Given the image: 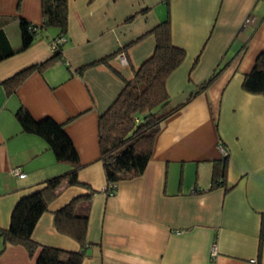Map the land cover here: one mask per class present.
I'll return each instance as SVG.
<instances>
[{
  "label": "crops",
  "instance_id": "obj_1",
  "mask_svg": "<svg viewBox=\"0 0 264 264\" xmlns=\"http://www.w3.org/2000/svg\"><path fill=\"white\" fill-rule=\"evenodd\" d=\"M167 11L172 42L186 52L167 80L172 105L218 74L162 122L143 174L108 196L98 118L132 72L116 58L78 70L128 45L138 67L155 46L153 35H143ZM22 19L41 25L40 0H0V31L13 50L21 46ZM57 33L47 28L31 47L0 61V81L49 58ZM64 39L61 61L32 71L12 94L0 86V229L9 227L21 197L68 168L41 138L22 132L15 113L24 109L35 121L63 124L82 164L78 181L97 191L82 201L89 203V220L81 264H264V96L241 87L264 51V0H170L168 6L164 0H68ZM219 145L229 154V191L209 189ZM15 167L26 176H14ZM86 194L81 186L64 188L39 217L32 239L77 251L78 243L56 230L53 213ZM38 253L6 246L0 264H35Z\"/></svg>",
  "mask_w": 264,
  "mask_h": 264
},
{
  "label": "trees",
  "instance_id": "obj_2",
  "mask_svg": "<svg viewBox=\"0 0 264 264\" xmlns=\"http://www.w3.org/2000/svg\"><path fill=\"white\" fill-rule=\"evenodd\" d=\"M169 2L170 0H164L167 6ZM40 7L43 17L40 26L20 20L21 46L18 50L11 48L5 34L0 31V61L31 47L47 28H54L58 32L53 41L64 38L68 25V0H40ZM147 35H153L155 38L154 50L138 67L131 65L127 54L130 47L128 45L78 70L80 72L88 66L108 64L111 59L123 53L132 72L129 80L124 79V87L114 102L98 118L99 157L106 180L103 192L108 196L115 193L120 182L133 180L143 174L162 122L179 111L194 95L208 87L218 74L214 72L208 80L197 86V92L187 101L172 105L167 91V80L182 64L186 52L172 42L169 11L164 19L143 36ZM62 44L56 45L49 58L0 81V86L7 94L14 93L32 71L41 72L62 60ZM196 60L197 58L193 65ZM241 87L249 94L264 96V51L257 55L252 69L244 76ZM15 118L23 133L41 138L55 160L68 165V168L63 173L46 179L41 188L17 201L11 212L9 227L0 229L3 241L0 253L6 246L19 245L24 247L30 256L36 251L39 252L35 264H81L88 245L89 220V203L83 204L82 201H88L97 191L78 181V172L82 164L63 124L50 118L35 121L24 109H19L15 113ZM228 160L227 151L226 155H220L213 162L209 189L217 187H223L225 191L231 189L226 180ZM69 186H81L87 190V194L71 199L55 211L54 225L59 233L76 241L79 249L67 251L35 242L32 239V232L39 217L47 211L48 205L60 192Z\"/></svg>",
  "mask_w": 264,
  "mask_h": 264
},
{
  "label": "built area",
  "instance_id": "obj_3",
  "mask_svg": "<svg viewBox=\"0 0 264 264\" xmlns=\"http://www.w3.org/2000/svg\"><path fill=\"white\" fill-rule=\"evenodd\" d=\"M65 39L63 37H61L60 39L56 40V41H53L52 42V49H55L56 45L57 44H62L64 43ZM116 59H118V61L122 64V65H126L127 64V61L125 59V56L123 55V53L119 54ZM218 151H219V154L221 156H224L227 154V151L224 149V147L222 145H219L218 146ZM11 173L18 177V178H24L26 176V174L20 170V168L18 167H15L11 170Z\"/></svg>",
  "mask_w": 264,
  "mask_h": 264
}]
</instances>
